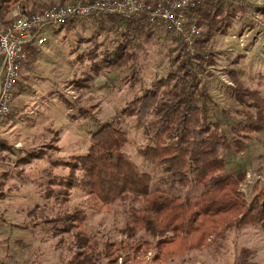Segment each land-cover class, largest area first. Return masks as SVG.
<instances>
[{
    "label": "rangeland",
    "instance_id": "374dc122",
    "mask_svg": "<svg viewBox=\"0 0 264 264\" xmlns=\"http://www.w3.org/2000/svg\"><path fill=\"white\" fill-rule=\"evenodd\" d=\"M248 1L242 0L247 8L242 21L237 20L227 34L216 36L209 44L217 65L201 75L213 101V115L223 122L229 140L231 128L242 119V107L229 97L228 72H238L245 85L259 88L264 96V0ZM48 5L39 2L40 7ZM104 16L80 18L72 22V28L44 30L48 42L38 48L37 62L26 63L12 115L0 122V264H69L80 244L75 232L86 237L85 248L97 254L111 243L156 245L173 236L172 232L155 237L139 232L129 239L123 232L128 220L125 204L102 205L80 190H71L63 203L46 196L53 177L69 174L68 167L52 162L87 154L90 133L101 125L119 122L126 130L130 139L126 152L141 171L148 173L153 189L190 199L203 192L195 184H174L169 174L140 155L138 147L148 144L155 132L149 119L118 118L142 87L167 74L179 41L171 34L156 29L149 40L136 36L141 45L135 48L133 67L123 73L102 71L94 78L85 91V106H94V115H76V108L66 106L64 98L75 102V81L90 73L92 58L99 57L93 50L117 45L125 34L126 26L113 27ZM102 23L110 26L109 30H103ZM36 154L43 156L31 158ZM223 156V175L246 173L239 192L249 204L255 187L264 183V130L248 141L244 153L228 149ZM78 210L86 216L83 223L72 233L59 232L61 225L54 219ZM159 253L157 248L142 246L117 251L115 257L117 264H264V226L231 230L210 246L171 261H155L153 257ZM99 264L111 263L109 258H102Z\"/></svg>",
    "mask_w": 264,
    "mask_h": 264
},
{
    "label": "trees",
    "instance_id": "16d2710c",
    "mask_svg": "<svg viewBox=\"0 0 264 264\" xmlns=\"http://www.w3.org/2000/svg\"><path fill=\"white\" fill-rule=\"evenodd\" d=\"M37 1L0 0V17L8 16L24 3L32 2L34 8H39ZM70 2L48 3L63 5ZM244 13L247 8L242 0H199L188 14L200 30L197 43L200 54L191 56L179 40L167 74L153 80L150 86L142 87L139 96L119 112L121 117L118 118L150 120L155 132L148 144L138 147L140 155L169 174L174 184L201 187L203 192L199 196L190 199L153 189L148 173L141 171L126 152L130 139L119 122L93 130L87 154L52 162L56 166L68 167L69 174L51 179L47 197H55L63 203L71 190H80L102 205L125 204L128 220L123 232L129 239L139 232L152 237L173 233L156 245L143 242L132 247L123 242L111 243L97 254L85 248L88 239L75 232L80 244L69 264H99L102 258H109L111 264H117V251L142 246L157 248L160 253L153 258L163 263L210 246L231 230L264 226V183L260 188L255 187V195L248 204L239 192L246 173L222 174L226 169L224 152L232 149L236 154L244 153L248 141L264 130V96L259 88L245 85L238 72H228L231 81L229 97L242 107V119L231 128L232 138L229 140L223 132V122L213 115V101L201 79L207 68L217 65L209 44L216 36L227 34L237 20L242 21ZM104 18L113 27L126 26L125 34L117 45H108L102 51L93 50L94 56L99 57L92 58L91 72L75 81V102L63 99L69 109L76 108V115L87 117L95 110L94 106H85V91L94 78L102 71L123 73L133 67L135 48L141 45L136 36L149 40L156 31L142 18L128 19L116 15H105ZM72 22L58 27L70 28ZM101 26L106 31L110 28L104 23ZM39 53L38 48L30 47L27 63L37 62ZM42 156L36 154L31 158L40 159ZM85 218V214L78 210L58 216L54 221L61 225L58 231L67 234L74 232L73 229L78 228Z\"/></svg>",
    "mask_w": 264,
    "mask_h": 264
},
{
    "label": "built area",
    "instance_id": "2783aa9c",
    "mask_svg": "<svg viewBox=\"0 0 264 264\" xmlns=\"http://www.w3.org/2000/svg\"><path fill=\"white\" fill-rule=\"evenodd\" d=\"M198 1L72 0L63 5L39 8H34L32 2L19 5L8 16L0 17V122L12 115V106L30 47L41 48L48 42L44 32L46 28L65 25L88 16L138 17L155 29L180 40L187 52L194 56L200 54L197 50L200 30L196 22L190 20L188 11L195 8ZM8 20L11 21L6 23Z\"/></svg>",
    "mask_w": 264,
    "mask_h": 264
},
{
    "label": "crops",
    "instance_id": "0c3cea01",
    "mask_svg": "<svg viewBox=\"0 0 264 264\" xmlns=\"http://www.w3.org/2000/svg\"><path fill=\"white\" fill-rule=\"evenodd\" d=\"M49 2V1H58V0H38L37 2L39 3V2ZM72 1V0H71ZM16 99V98H15ZM15 101V100H14ZM13 107V106H12Z\"/></svg>",
    "mask_w": 264,
    "mask_h": 264
}]
</instances>
